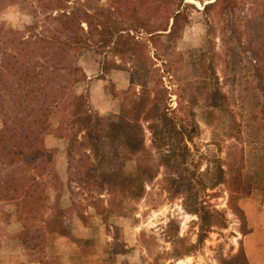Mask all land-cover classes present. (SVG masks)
Here are the masks:
<instances>
[{
    "label": "rangeland",
    "instance_id": "obj_1",
    "mask_svg": "<svg viewBox=\"0 0 264 264\" xmlns=\"http://www.w3.org/2000/svg\"><path fill=\"white\" fill-rule=\"evenodd\" d=\"M208 2L68 0L75 26L55 34L48 0H0V264H264V0ZM178 11L171 38L149 36ZM102 22L143 44L118 53ZM69 31L91 37L70 51ZM59 85L36 153L22 124ZM165 106L187 128L171 169L152 143ZM85 113L100 119L90 136ZM218 159L227 180L213 185ZM168 173L206 208L189 212ZM14 185L26 190L3 198Z\"/></svg>",
    "mask_w": 264,
    "mask_h": 264
},
{
    "label": "trees",
    "instance_id": "obj_2",
    "mask_svg": "<svg viewBox=\"0 0 264 264\" xmlns=\"http://www.w3.org/2000/svg\"><path fill=\"white\" fill-rule=\"evenodd\" d=\"M219 1L220 0H214V1L210 0V2L204 4V9L207 10L211 8L212 6H215ZM250 1L254 2L256 0H250ZM67 2L68 0H48V4L46 3L47 4L46 8L57 10L58 13L56 14L58 15H56L55 17L61 20V24L54 29L55 34H57L58 31L61 32V31L67 30V28L71 30V28L75 26L73 22L75 15L72 14V11L67 9ZM41 4L44 5V3H41ZM231 14H232L233 24L234 26H237L238 23H236L234 7L231 9ZM179 15H180V11L176 12L173 15V22L170 28L168 27L167 28H155L154 26L149 27L147 29L149 36L151 38H155L156 41L159 40L162 36L171 38L177 30ZM81 23H82V20H78L79 28H83ZM98 24L101 29L97 31L96 29L97 26L94 28L96 29L97 34L101 37V40L110 41L111 38L115 37V43L117 44L115 47V50L122 55L124 53H128L132 50L134 51L138 49V47L141 44H143L141 39H139V37H137V35H135L134 32L132 33L130 28L127 29V28L115 26L112 24L107 25L105 22L98 23ZM92 29L90 31L92 34H94ZM76 32L77 31H75V33L73 31L71 32L69 31L67 32L66 37H65L64 45L67 46L68 50L70 51L77 49V48H82V46H84V44L87 43V38L91 37V36H87V38L86 37L83 38L82 35H77ZM53 39L57 40L56 35L55 37H53ZM206 54L207 53L202 52L201 55L204 56ZM171 62L172 61H169V63ZM72 64L73 63H70L68 67H70V72L73 74L74 72L72 71H74L77 67ZM205 68H206L205 72H207V75H205L202 84H206L205 86H207L210 83L211 78H212V76H210L208 73V71H210L209 68L211 67H205ZM210 74L212 75V71H210ZM71 81L72 79L70 80L68 85L71 83ZM65 92H66L65 86L62 88L61 85H59L58 87L54 88L53 96L50 102L44 101V104H40L38 108L41 109V112L38 115H35V117L31 118L29 120L30 122L28 121L26 125L22 124L20 135L23 133L22 136H23V139L25 140H29V138L33 137L34 150L36 151V153H38L39 151L38 141L45 129V124H46L48 115L56 106L58 107L60 103L63 101L66 95ZM223 96H226L225 93L222 92L219 88L218 89L216 88L215 90L212 91L211 97L209 99V103L212 106H218V105L222 106L224 105V100H221ZM80 98L81 96H78V99ZM153 106L154 107L159 106L158 102L154 103ZM168 108H169L168 106H165V109L162 110L160 112V115L158 116V119H157L158 121L151 123V127H152V135H153L152 143L159 150V153L164 160L163 164H165L167 167H169V169H171V167L173 166L172 164L175 162L174 160L176 159V156L185 155L184 153L180 151L181 143L172 140V138L178 137L179 135L186 137L187 128L183 124L178 125L175 122L174 118L168 115L167 113L169 111ZM99 120L100 119L96 117V115H94L93 113H85L84 115L79 117V123L82 127L85 128V133H87V136H90L91 132L97 129L96 124L98 123ZM118 124L119 122H112L113 128H115V126H119ZM185 147H187L186 144H185ZM218 161L219 159L215 160V162L217 163H215V176H214L215 180L212 183L213 185H216L220 182H226L227 180L225 176L226 170L222 167L221 163H218ZM166 177L169 178L168 180L170 181L171 186L175 187L173 193L175 194L184 193L185 194L184 195L185 196V199H184L185 207L187 208L189 212L199 213L204 208H206V206L203 203L197 202L196 200L194 201V199H190L191 193L187 191L188 189H190V185H188V187L184 185L183 187L181 183L179 182L175 183L176 178L174 177L172 173H168ZM244 177L245 175L243 171L241 170L239 178H244ZM16 186L18 185H14L13 187V193H7V191L10 188L6 187V191L1 193V196L3 198H8V199H11L14 197L15 198L20 197L22 194L21 190L22 192L26 190L25 189L26 185H21V187H19L20 189H18ZM139 188H143V186L142 187L140 186ZM138 194H140V191H138ZM213 210H216V209H213Z\"/></svg>",
    "mask_w": 264,
    "mask_h": 264
},
{
    "label": "bare ground",
    "instance_id": "obj_3",
    "mask_svg": "<svg viewBox=\"0 0 264 264\" xmlns=\"http://www.w3.org/2000/svg\"><path fill=\"white\" fill-rule=\"evenodd\" d=\"M189 258H190V256H188V257H186V258H183V259H180L179 261H178V263H180V264H185V259L186 260H189ZM189 262V261H188Z\"/></svg>",
    "mask_w": 264,
    "mask_h": 264
},
{
    "label": "crops",
    "instance_id": "obj_4",
    "mask_svg": "<svg viewBox=\"0 0 264 264\" xmlns=\"http://www.w3.org/2000/svg\"><path fill=\"white\" fill-rule=\"evenodd\" d=\"M257 229V228H256ZM253 232H251V234H252ZM251 234H249V236L251 235Z\"/></svg>",
    "mask_w": 264,
    "mask_h": 264
}]
</instances>
